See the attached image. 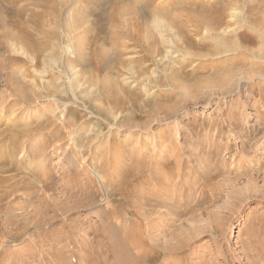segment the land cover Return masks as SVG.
Here are the masks:
<instances>
[{
    "label": "rangeland",
    "instance_id": "obj_1",
    "mask_svg": "<svg viewBox=\"0 0 264 264\" xmlns=\"http://www.w3.org/2000/svg\"><path fill=\"white\" fill-rule=\"evenodd\" d=\"M16 7L0 264H264V0Z\"/></svg>",
    "mask_w": 264,
    "mask_h": 264
},
{
    "label": "bare ground",
    "instance_id": "obj_2",
    "mask_svg": "<svg viewBox=\"0 0 264 264\" xmlns=\"http://www.w3.org/2000/svg\"><path fill=\"white\" fill-rule=\"evenodd\" d=\"M19 1L20 0H0V42L1 41L3 42L8 39L14 40V39H17L18 37L22 39V37L26 33L25 25H21V23L16 24L17 23L16 20L17 21L19 20V17L21 16V13H22V9H19L16 7V4ZM5 14H7L8 16L12 15L11 16L12 19L11 18L7 19ZM40 17H41V14H35V13L31 14L30 21H35V23L38 24L37 26L41 27L42 25L40 24L41 22ZM13 27H17L18 32H14L12 30ZM26 39H23V40L26 41ZM168 200L170 201V197L168 198Z\"/></svg>",
    "mask_w": 264,
    "mask_h": 264
}]
</instances>
